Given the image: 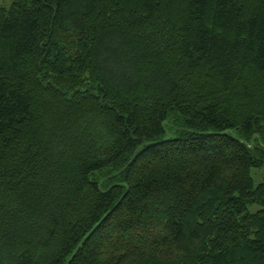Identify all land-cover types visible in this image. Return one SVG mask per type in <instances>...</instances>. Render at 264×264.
<instances>
[{
	"label": "trees",
	"instance_id": "trees-1",
	"mask_svg": "<svg viewBox=\"0 0 264 264\" xmlns=\"http://www.w3.org/2000/svg\"><path fill=\"white\" fill-rule=\"evenodd\" d=\"M263 160L264 0L0 10V264H264Z\"/></svg>",
	"mask_w": 264,
	"mask_h": 264
},
{
	"label": "rangeland",
	"instance_id": "rangeland-1",
	"mask_svg": "<svg viewBox=\"0 0 264 264\" xmlns=\"http://www.w3.org/2000/svg\"><path fill=\"white\" fill-rule=\"evenodd\" d=\"M13 3H14V0H0V10L2 9L9 10L11 6L13 5ZM251 177L253 179L255 187L264 183V160L260 167L252 169ZM262 209L263 208L259 205H252L249 207V211L251 213H257L258 211Z\"/></svg>",
	"mask_w": 264,
	"mask_h": 264
},
{
	"label": "water",
	"instance_id": "water-1",
	"mask_svg": "<svg viewBox=\"0 0 264 264\" xmlns=\"http://www.w3.org/2000/svg\"><path fill=\"white\" fill-rule=\"evenodd\" d=\"M164 125H168V123L166 122V123H164ZM228 134H231L232 136H234V133H233L232 131H229ZM168 138H169V136H168ZM249 147L253 150V149H254V145H253V143H252V145H249ZM141 148H142V147H140V148L137 150V152H138ZM137 152H136V153H137ZM133 161H134V158H133V160L130 162L129 165H131ZM129 165H128V166H129ZM128 166H127V167H128ZM127 167H126V168H127ZM103 182H104V181H102V182L99 184V186H100ZM119 203H120V202H119ZM116 206H117V205H116ZM96 229H97V227L92 231V233H93ZM92 233H90V234L84 239V241L79 245V247L76 249V251L74 252L73 256L71 257L70 261H69L67 264H71V263H72V261H73V259L75 258V256H76L78 250L80 249V247L82 246V244H83L85 241H87V240L89 239V237H90V235H91Z\"/></svg>",
	"mask_w": 264,
	"mask_h": 264
}]
</instances>
